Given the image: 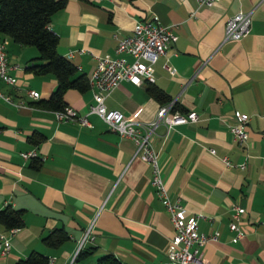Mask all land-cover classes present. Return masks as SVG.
Masks as SVG:
<instances>
[{"label":"crops","instance_id":"1","mask_svg":"<svg viewBox=\"0 0 264 264\" xmlns=\"http://www.w3.org/2000/svg\"><path fill=\"white\" fill-rule=\"evenodd\" d=\"M239 9L251 10L249 31L239 39H223L225 18ZM144 17L173 23L177 33L166 53L157 55L152 82L177 109L198 114L168 129L159 122L151 134L168 194L188 212L204 214L199 230L219 231L200 245L204 264H264V0L211 5L197 0H65L49 26L57 33V50L66 55L73 50L68 56L77 73L90 76L94 54L115 53L113 31L128 34ZM2 35L9 59L20 66L10 69L15 86L0 79V88L25 105L0 97V208L7 203L23 207L24 221L13 233L0 221V234L11 242L7 252L0 251V264H15L33 249L53 258L51 264L62 263L89 224L94 236L81 246L88 249L81 258L87 264L106 252L121 264L165 260L173 224L150 182V163L134 153L133 139L110 128L96 112L88 113L90 124L56 118L40 99L49 96L57 78L25 67L38 54L35 45ZM149 83L122 79L104 102L145 122L160 103ZM27 87L39 91V97L28 96ZM63 97L80 112L94 101L90 86L67 87ZM238 112L250 114L247 147L229 130ZM33 133L40 138H31ZM30 148L37 155L24 157L21 151ZM246 152V166L240 167L236 163ZM222 154L235 164L224 165ZM233 204L244 207L237 219L244 234L235 239L229 226ZM56 226L64 227L67 237L46 244L43 235Z\"/></svg>","mask_w":264,"mask_h":264},{"label":"built area","instance_id":"2","mask_svg":"<svg viewBox=\"0 0 264 264\" xmlns=\"http://www.w3.org/2000/svg\"><path fill=\"white\" fill-rule=\"evenodd\" d=\"M197 1L200 4L211 5L217 0ZM250 23L251 10L239 9L229 14L224 21L223 39H239L249 31ZM174 27L175 24L162 23L156 17H144L135 21L131 32L128 34H119L118 30H114L112 34L116 38L115 53L94 54L96 64L89 76V86L93 89L94 101L89 103L84 112L78 111L74 106L67 103L62 107L53 108V110L58 119L78 120L83 124H90L88 113H98L110 128L121 135L130 136L134 141V153L150 163V182L157 196L169 211L173 233L169 238L166 259L148 264H190L193 261L204 264L200 245L209 238H217L219 231L213 230L206 233L199 230L198 219L204 214L201 211L188 212L178 198L172 199L169 196L159 163V150L154 146L151 137L159 122L164 123L168 129L176 123L196 120L198 118L197 112L193 109L187 111L172 109V102L166 101L159 103L153 118L140 122L125 116L119 108L106 106L104 102L105 95L122 79H128L137 84L141 83L144 78L150 81L155 79L153 63L157 55L165 54L172 41L176 39L177 33ZM122 53L130 54L132 58L128 59ZM72 54L73 50H69L68 55ZM19 66V62L9 59L5 36L0 33V79L15 86L16 77L10 73V69ZM167 67L171 72L175 71L174 67L168 65ZM25 92L31 98H38L40 95L39 91L32 87H27ZM0 97L18 106L25 105L22 99H15L11 93L5 92L1 88ZM249 119L250 114L247 112H238L236 121L229 125L232 138L245 147L248 145V131L245 125ZM208 149L215 152L213 146H209ZM21 154L24 157L34 156L37 155V151L35 148H30L22 150ZM248 155L249 153L246 152L245 158L236 164L245 167ZM220 157L226 166L235 164L226 154H222ZM243 210L244 207L239 204L232 205V218L229 226L235 231L234 239L244 234V230L237 222ZM16 228L17 226L8 227L12 233ZM93 236L91 224H89L70 258L59 264H87L78 258V251L83 242ZM10 247L9 235L1 233L0 251L5 253ZM49 261L52 263L53 258L49 257Z\"/></svg>","mask_w":264,"mask_h":264},{"label":"trees","instance_id":"3","mask_svg":"<svg viewBox=\"0 0 264 264\" xmlns=\"http://www.w3.org/2000/svg\"><path fill=\"white\" fill-rule=\"evenodd\" d=\"M65 0H0V33L10 36L14 41L23 44H33L38 54L26 62L25 67L38 74L53 73L57 84L48 97L40 99L41 104L59 108L65 104L63 97L67 87L84 90L89 87V76L84 72L77 73V65L66 54L57 50V33L49 26L51 15L61 8ZM149 90L160 103L169 101L168 94L152 81ZM172 109L177 104L172 102ZM33 133L31 138H40ZM23 207L10 204L0 208V221L5 226H21L23 224ZM67 237V231L62 226L52 228L43 235L46 244L57 245ZM88 249L82 247L78 251L81 259ZM15 264H51L49 256L39 250H31L25 257H19ZM93 264H121L111 252L99 255Z\"/></svg>","mask_w":264,"mask_h":264}]
</instances>
